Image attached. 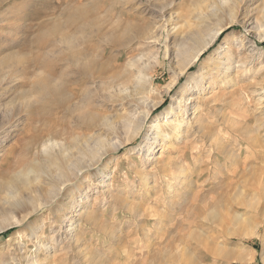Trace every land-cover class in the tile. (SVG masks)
I'll return each instance as SVG.
<instances>
[{
	"label": "rangeland",
	"instance_id": "obj_1",
	"mask_svg": "<svg viewBox=\"0 0 264 264\" xmlns=\"http://www.w3.org/2000/svg\"><path fill=\"white\" fill-rule=\"evenodd\" d=\"M84 1L88 7L94 5L99 24L108 31L119 24L122 12L152 16L153 0ZM176 1L182 18L175 20V27L184 28L191 0ZM76 6L74 0H0V209L10 182L25 195L36 194L32 186L41 193L50 187L56 172L49 165L53 157L42 153L44 143L70 147L72 136H83L60 108L44 115L21 107L22 95L33 93V84L44 76L67 71L64 75L77 78L64 60L66 42L59 37L80 39L70 19L76 16ZM135 6L138 9L132 10ZM240 6L239 17L169 90L179 68L176 59L164 54L165 41H172L166 34L170 26L160 25L156 43L150 40L129 49L108 46L107 59L96 54L105 47L103 41H88L96 43L98 61L119 57L122 65H111L107 75L95 79L100 92L106 93L111 71L124 68L131 75L134 59L155 88L147 106L138 110L141 127L123 126L119 106L111 107L107 113L116 131L102 140L99 150L104 154L81 175L83 183L85 178L89 181L62 214L64 221L56 223L47 207L31 212L32 203L10 207L19 223L0 230V264H30L32 259L38 264H264V17L259 11L264 0H245ZM243 14L259 20V26L244 23ZM226 17L228 10L221 21ZM76 44L84 48L81 41ZM37 57L43 67L34 64ZM218 61L222 69L212 79ZM192 71L201 76L196 87ZM181 95L191 97L186 110H168L161 117L171 104L177 110L174 98ZM121 108L124 116L131 114L126 105ZM14 110L21 111L11 118ZM24 112L30 122L19 119ZM56 151L49 150L55 155ZM18 171L28 172L26 183L15 180ZM97 177L101 183L96 185ZM79 209L93 221L88 224L86 217L73 216ZM70 217L73 231H68Z\"/></svg>",
	"mask_w": 264,
	"mask_h": 264
},
{
	"label": "bare ground",
	"instance_id": "obj_2",
	"mask_svg": "<svg viewBox=\"0 0 264 264\" xmlns=\"http://www.w3.org/2000/svg\"><path fill=\"white\" fill-rule=\"evenodd\" d=\"M74 1L77 4L76 16L70 19H73V26H77L74 28L73 32L80 33V39L74 40L78 38L64 34H60L59 37L66 42L64 60L70 65L69 71L78 74L79 77L77 76L75 79L70 73L64 75L67 71L64 72V76L62 74L57 77L44 76L42 79L36 81L37 83L35 82V84H33L35 88L33 93L27 92L22 95L21 107L27 108L28 110L31 108L33 111L39 110L41 111V114L44 115L49 114L54 108H60L62 113L64 112L68 117L73 118L74 123L76 122V127L83 131V136H81V138L78 135L72 136V144L70 147H68V145L54 144L52 142L44 143L42 145V153L45 154L46 152V155L53 157V161L50 160L51 162L49 161V165L52 166L56 172V176L54 175L51 179L52 182L51 184L49 183L50 187L44 191L45 193H41L38 189H35V186H32L34 188L31 191L36 194L33 195L31 192H27L26 195L28 196H26L23 193L24 191H21L18 194L19 189L17 190L16 188L15 190L14 182H10L5 186L3 206L0 209V213H4L5 215H3L4 220L3 224H0V230L5 226L18 224L19 220L13 216L14 214H11L10 210L13 209L12 207L22 208L23 205L27 203H32L31 212L37 211L42 207H47L52 210L54 221L61 225L64 221L62 214L71 208L75 196L77 193L81 192L84 187L83 184L86 182L88 183L89 181L88 178H85L83 183V181L80 180L81 175L83 173H88L89 169H91L96 161L100 159L101 155L104 154L105 150H99V146L103 144L102 140L108 134L116 131L115 125L111 124L113 121L107 113L111 107L113 108L116 105L119 106L116 110L119 109L118 115H120V117L122 116L121 122L123 123V126H127L134 130H138L141 127L142 117H139L138 110L142 105L143 107L147 106V97L155 90V88L147 81L144 72L135 67V64L132 63L135 59L133 60L132 58L133 61L130 63L132 69V72H130L131 75L128 76L125 72L126 70H122L124 68L111 71V74L109 75V78L111 79V81H109L110 84L107 88H104V92L106 93L100 92L98 87L94 85L95 79L103 78L105 72L107 75V71L111 69V65L115 67H122V65L119 64V57L114 58L111 62L109 59L102 60L103 62L98 61L97 56L94 53L96 43L89 44L88 41H92L93 39H98V42L100 40L103 41L106 44L105 47L96 54H99V57H105L109 50V48H107L108 46L129 49L134 44H143L150 40H153V42L156 43L158 41L156 38V31L159 30L158 28L160 25L164 24V27L170 26V28L166 30V34L169 38L171 36L172 41L171 44H168L166 42L167 40L165 41L164 54L169 58L172 57V60L176 59L179 68L174 70V76L167 85L169 90L174 83H176L179 75L181 76L182 73L188 71L200 54L210 47L218 35L227 28L226 26L239 17L240 12H238V9L241 7L240 5H242V3H245V0H191V8L188 11L189 17L187 16V19L183 17L186 27L181 28L182 26L175 27V20L182 18V15L177 12L178 2L176 0H153L151 18L144 19L140 15L135 16V14H126L122 12L119 15L121 23L119 22L118 25L110 27L111 29L108 31L104 30L102 25L99 24L100 19L94 12V5L88 7V4L84 3V0ZM137 9V6H135L132 10ZM226 10L229 11V18L226 17L228 18L227 21H221V14ZM259 11L262 13V17H264V6ZM242 19L244 23L249 25L254 24L256 27L259 26V20H251L250 17H247L246 15L244 16V14ZM191 20L193 21L191 22ZM115 23H113V25ZM211 24H214V27L211 28ZM203 35H206V37L204 38ZM77 41H81V43L84 44V48H77ZM215 51L216 50L213 49L209 54L208 59H210L211 55H214ZM142 55L143 54H139L138 57H141ZM38 60V57L35 58L33 60V62H35L34 64L42 66V63ZM221 64L220 61L215 63V69L211 74L212 79L220 74L218 69H222ZM190 75V79L195 82L194 86L196 87L201 76L196 71H192ZM131 84L132 87H129ZM190 99L191 97H185L184 95L176 96L174 101H176L177 110H174V106H171V104L169 109H164L161 112V117L166 115L168 110L180 112L181 109L184 108L183 111H185L186 106L188 105V100ZM124 105L130 108L131 114H126L127 116H124L125 112H120V110L123 109L121 107ZM18 111L19 112H15L14 110L11 118H14V116L20 113L21 110ZM148 114L149 113L146 112L145 115L147 116ZM29 116V113L24 112L23 115L20 114L18 117L19 119L20 117H24L30 122L31 118ZM179 123H181L180 120L177 121V128L179 127ZM162 124L163 123L158 125V130L161 129ZM99 127L101 129L99 132L97 131L89 134V130L99 129ZM145 139H147V136ZM55 146L60 149L56 151L54 149ZM69 149L75 151L73 152L72 150L68 152ZM49 150L56 151V155L51 154ZM65 151L68 155H70V153L71 155L66 157L67 154L65 156ZM27 173L18 171L15 180H18L21 183H26L27 179L25 178ZM78 178L80 180L79 182L76 181ZM93 180H95L94 182H96V185L101 183L100 180H98V177ZM27 187L29 188L28 185ZM80 210L81 209H79V212L75 213L73 216L80 215L82 218L86 217L88 224L89 222L91 223L94 217L84 212V210ZM8 214H10V217L6 216ZM69 219H71L72 222L69 223L68 231H71L75 228L73 226L75 221L73 217H70ZM30 227L31 230H34V227ZM10 243L18 246V248L21 247V244L16 239H11ZM200 247L201 252H204V248L201 245ZM239 257L241 256L239 255ZM239 257L237 258L239 259ZM22 258L25 259L24 256ZM30 264H38V261L32 259Z\"/></svg>",
	"mask_w": 264,
	"mask_h": 264
}]
</instances>
